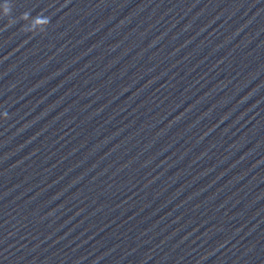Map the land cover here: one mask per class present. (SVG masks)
I'll return each instance as SVG.
<instances>
[{"label": "water", "instance_id": "obj_1", "mask_svg": "<svg viewBox=\"0 0 264 264\" xmlns=\"http://www.w3.org/2000/svg\"><path fill=\"white\" fill-rule=\"evenodd\" d=\"M0 264H264V0H0Z\"/></svg>", "mask_w": 264, "mask_h": 264}]
</instances>
